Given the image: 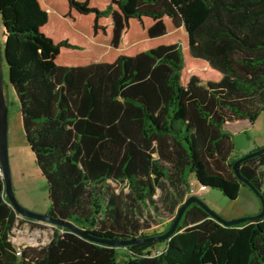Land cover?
Segmentation results:
<instances>
[{"label":"trees","instance_id":"16d2710c","mask_svg":"<svg viewBox=\"0 0 264 264\" xmlns=\"http://www.w3.org/2000/svg\"><path fill=\"white\" fill-rule=\"evenodd\" d=\"M0 19L45 213L127 241L164 232L192 176L230 199L245 185L227 126L264 108V0H0ZM262 166L238 171L264 199ZM151 208L171 219L145 234ZM17 221L0 177V264H264V214L225 225L196 202L170 237L120 245L53 225L16 254Z\"/></svg>","mask_w":264,"mask_h":264},{"label":"rangeland","instance_id":"374dc122","mask_svg":"<svg viewBox=\"0 0 264 264\" xmlns=\"http://www.w3.org/2000/svg\"><path fill=\"white\" fill-rule=\"evenodd\" d=\"M3 26L0 19V49L3 51ZM2 72H3V92L4 100L8 108L7 115V149L10 167L12 189L15 198L20 204L36 212L44 213L49 207V197L46 187V180L40 169L35 163L34 155L26 141L19 105L16 95L10 85L8 78V68L2 55ZM227 130L232 134L234 149L232 155L240 157L257 147L264 145V108L253 122L243 119L232 122L227 126ZM259 145V146H256ZM263 171L264 185V166ZM116 190H119L123 184L111 182ZM190 187L194 195L199 197L211 210L224 219H234L243 216L254 215V211L261 205L259 197L247 185L242 186V191L234 199L226 197L219 189L205 187L199 190V184L191 177ZM172 188L165 182L163 191H157L156 197L160 198L164 191ZM124 190H127L124 187ZM160 200V199H159ZM161 203V200H160ZM28 206H26V205ZM33 207V208H32ZM161 208L162 203H161ZM145 212V209H142ZM150 221V226L142 230L145 234L162 231L171 219L165 214L156 215L151 208V216L146 217ZM32 230L26 227V224L18 223L16 227L17 235L22 243L36 242V244L45 243L49 240L53 225L41 221L31 222ZM31 240H27V239ZM158 248V247H157Z\"/></svg>","mask_w":264,"mask_h":264},{"label":"water","instance_id":"95a60500","mask_svg":"<svg viewBox=\"0 0 264 264\" xmlns=\"http://www.w3.org/2000/svg\"><path fill=\"white\" fill-rule=\"evenodd\" d=\"M2 55L4 57L3 51L1 52L0 49V165L2 167V178H3V183H4V191L7 195V198L9 200V203L13 207V209L20 215L33 219V220H38V221H43L46 223H51L54 225H61L64 226L68 229H71L75 231L76 233H79L89 239L96 240L99 242L107 243V244H112V245H120V244H126V243H131V242H137V241H151L155 239H166L170 237V235L174 232L178 221L180 220L184 209L186 206L191 203V202H196L199 204L211 217H213L215 220L218 222L229 225V224H236L241 221H245L248 219H252L254 217H260L264 214V199L261 196L260 192L258 191L257 188L254 187V185L247 180L245 177H243L239 171H238V165L239 163L248 158L252 157L254 155H257L264 151V145L261 146L258 149H255L245 155H242L234 160L232 163V169L236 175V177L242 181L245 185H247L253 192L259 197L261 206L259 211L254 214V215H249V216H243L239 218H234V219H224L217 213H215L213 210H211L199 197L196 195H189L186 197V199L178 206L176 214L169 225V227L162 233L157 234V235H152V236H147V237H142L134 240H127V241H114V240H105V239H100L93 237L91 235H88L81 229H79L77 226L73 225L72 223L65 221V220H60L51 217L47 213H41V212H36L31 209H28L27 207L23 206L22 204L19 203V201L15 198L13 189H12V182H11V175H10V167H9V159H8V149H7V115H8V108L4 100V92H3V72H2Z\"/></svg>","mask_w":264,"mask_h":264},{"label":"built area","instance_id":"2783aa9c","mask_svg":"<svg viewBox=\"0 0 264 264\" xmlns=\"http://www.w3.org/2000/svg\"><path fill=\"white\" fill-rule=\"evenodd\" d=\"M0 177H2V167H1V165H0ZM198 189H199V190H203V189H204V186H203V185H200V186L198 187ZM193 193H194L193 189L190 188V189H189V194H193ZM19 216H21V215L18 214V218H19ZM25 224H26V227H27V228H29L30 230H32V227L30 226V223H29V222H28V223H25ZM17 226H18V221H17V222L15 223V225L11 228V230H10V234H9V238H10L11 242H12L13 245H14L15 253H16V254H19L20 249H21V247H22L23 245H25V244H36V242H35V243H34V242L22 243L21 240H19V237H18V235H17V231L15 230ZM27 240H31V239L29 238V239H27Z\"/></svg>","mask_w":264,"mask_h":264},{"label":"crops","instance_id":"0c3cea01","mask_svg":"<svg viewBox=\"0 0 264 264\" xmlns=\"http://www.w3.org/2000/svg\"><path fill=\"white\" fill-rule=\"evenodd\" d=\"M3 37H4V35H3ZM237 121H240V120H237ZM237 121H233V122H237ZM231 123L232 122H230L229 124L231 125ZM256 146H259V145H256ZM243 186V185H242ZM242 186H240V188H239V192H243L242 191ZM205 189V188H204ZM238 192V193H239ZM24 205H26V204H24ZM26 206H28V205H26ZM261 206V205H260ZM33 208V207H32ZM259 209H260V207L259 208H256L254 211H259ZM44 213L46 212V211H43ZM33 221H36V220H30V219H28L27 217H24V216H19V218H18V223H22V224H25V223H30L31 225H32V223L31 222H33ZM38 221V220H37ZM36 221V222H37ZM41 221H39V222H37V223H40Z\"/></svg>","mask_w":264,"mask_h":264}]
</instances>
